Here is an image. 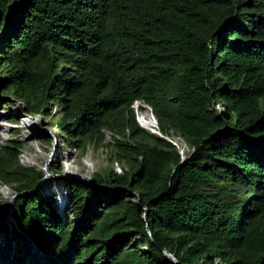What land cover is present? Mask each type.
Instances as JSON below:
<instances>
[{
	"label": "trees",
	"instance_id": "trees-1",
	"mask_svg": "<svg viewBox=\"0 0 264 264\" xmlns=\"http://www.w3.org/2000/svg\"><path fill=\"white\" fill-rule=\"evenodd\" d=\"M0 72L28 115L57 107L73 150L123 137L125 168L69 182V223L0 139V186L41 264H264V0H0Z\"/></svg>",
	"mask_w": 264,
	"mask_h": 264
},
{
	"label": "rangeland",
	"instance_id": "rangeland-1",
	"mask_svg": "<svg viewBox=\"0 0 264 264\" xmlns=\"http://www.w3.org/2000/svg\"><path fill=\"white\" fill-rule=\"evenodd\" d=\"M7 79V73L0 72L1 142L4 145L12 141L21 143L22 148L19 156L21 164L25 167L35 168L42 173L43 180L37 191L54 201V204L60 209L59 213L63 220L69 223L66 215V209L69 208L66 207L63 210V206L70 205L69 182L77 180L91 184L95 175L104 174L112 169L125 168L124 162H118L113 158V154L116 153L115 143L123 141V137L106 132L105 140L101 145H90L85 151L73 150L67 136L60 130V128L63 129L62 123H59L60 128L58 127L60 115L57 107H48V112L52 115L50 119H46L42 115H28L19 101L13 96L4 94ZM34 107L36 113L39 114L42 107L38 105ZM217 110L223 113L224 107L218 106ZM134 111L137 122L139 120L142 124L140 127L150 134L159 136L156 128H148L141 122L144 118L148 122L155 120L151 109L138 104L134 106ZM171 134L172 136L166 140L180 151L183 159H186L191 150L183 139L175 136L174 133ZM16 198L17 195L11 187L0 186V204L9 205L11 210L9 217L1 220L6 230L0 234V244L5 243L12 247V251H4L6 254L0 257V264H30V261L41 264L42 260L45 261V252L38 250L29 239L22 240L21 238L24 236L13 220V207ZM47 258L50 259V256Z\"/></svg>",
	"mask_w": 264,
	"mask_h": 264
},
{
	"label": "built area",
	"instance_id": "built-area-1",
	"mask_svg": "<svg viewBox=\"0 0 264 264\" xmlns=\"http://www.w3.org/2000/svg\"><path fill=\"white\" fill-rule=\"evenodd\" d=\"M138 104H140V103H136L135 105H138ZM135 105H134V106H135ZM140 105L145 106V105H143V104H140ZM134 106H133V108H134ZM146 107H147V106H146ZM148 108H149V107H148ZM151 111H152V110H151ZM152 115H153V113H152ZM153 117H154V115H153ZM154 119H155V120H153V121L156 123V124H155V128L158 130V133H157V134H158L159 136L163 137L162 134H161L160 131H159L158 121L156 120L155 117H154ZM138 123H139V125H142V124L139 122V120H138ZM155 128H154V129H155ZM179 152H180V151H179ZM66 206H68V204H67ZM66 206H63V210L66 209ZM59 210H60V209L58 208V211H59ZM63 210H62V211H63ZM59 212H60V211H59Z\"/></svg>",
	"mask_w": 264,
	"mask_h": 264
},
{
	"label": "bare ground",
	"instance_id": "bare-ground-1",
	"mask_svg": "<svg viewBox=\"0 0 264 264\" xmlns=\"http://www.w3.org/2000/svg\"><path fill=\"white\" fill-rule=\"evenodd\" d=\"M32 121V120H31ZM26 122V121H25ZM141 122L143 123L144 126L148 127V128H152L154 129L155 128V122L152 120V121H147L145 118L143 120H141ZM27 123V122H26ZM151 130V129H149Z\"/></svg>",
	"mask_w": 264,
	"mask_h": 264
},
{
	"label": "water",
	"instance_id": "water-1",
	"mask_svg": "<svg viewBox=\"0 0 264 264\" xmlns=\"http://www.w3.org/2000/svg\"><path fill=\"white\" fill-rule=\"evenodd\" d=\"M161 138H162V137H161ZM163 139H164V137H163ZM168 256L174 261V263L179 264V263L176 261V258H175V257H173V256L170 255V254H168Z\"/></svg>",
	"mask_w": 264,
	"mask_h": 264
}]
</instances>
